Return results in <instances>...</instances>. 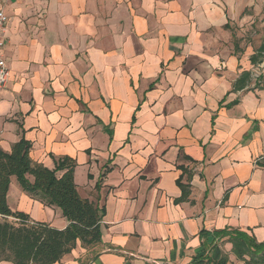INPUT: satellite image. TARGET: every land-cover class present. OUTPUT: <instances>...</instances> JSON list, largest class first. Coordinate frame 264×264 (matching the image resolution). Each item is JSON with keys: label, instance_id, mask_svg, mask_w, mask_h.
<instances>
[{"label": "crops", "instance_id": "1", "mask_svg": "<svg viewBox=\"0 0 264 264\" xmlns=\"http://www.w3.org/2000/svg\"><path fill=\"white\" fill-rule=\"evenodd\" d=\"M0 10L11 70L0 147L25 140L50 170L73 160L80 197L103 213L101 241L57 264L214 263L233 253L224 231L264 244V80L233 90L264 67V0H0ZM7 200L34 222L69 225L16 177Z\"/></svg>", "mask_w": 264, "mask_h": 264}, {"label": "trees", "instance_id": "2", "mask_svg": "<svg viewBox=\"0 0 264 264\" xmlns=\"http://www.w3.org/2000/svg\"><path fill=\"white\" fill-rule=\"evenodd\" d=\"M256 58H253V63ZM251 73L245 72L234 83L233 90L245 89L251 83ZM260 80H264L261 77ZM31 143L22 140L14 145L11 153L0 147V261L13 264H57L71 254L81 242L91 247L101 241L100 222L103 213L78 193L74 170L75 162L61 158L55 170L34 162ZM66 171L62 176L58 173ZM33 177L31 182L28 177ZM12 177H16L22 189L47 206L62 211L69 225L58 230L46 223L34 222L22 212L11 210L7 196ZM186 195V194H185ZM224 231L230 235L233 254L245 264H264V244H257L244 233ZM225 237V236H223ZM224 256L218 262L200 257L191 264H228Z\"/></svg>", "mask_w": 264, "mask_h": 264}, {"label": "built area", "instance_id": "3", "mask_svg": "<svg viewBox=\"0 0 264 264\" xmlns=\"http://www.w3.org/2000/svg\"><path fill=\"white\" fill-rule=\"evenodd\" d=\"M8 18L3 10H0V92L4 91L10 81L11 70L9 68L7 59L4 55V48L6 46V39L3 32L7 26ZM259 70L253 72L252 77L258 80L262 76L263 67L259 66Z\"/></svg>", "mask_w": 264, "mask_h": 264}, {"label": "rangeland", "instance_id": "4", "mask_svg": "<svg viewBox=\"0 0 264 264\" xmlns=\"http://www.w3.org/2000/svg\"><path fill=\"white\" fill-rule=\"evenodd\" d=\"M260 66H262V65H260ZM262 73H264V67H263ZM228 254L229 255L226 256L228 259L230 258V256L232 257L231 260L229 259L230 264H245V262H241L237 258H235L232 252H229Z\"/></svg>", "mask_w": 264, "mask_h": 264}]
</instances>
